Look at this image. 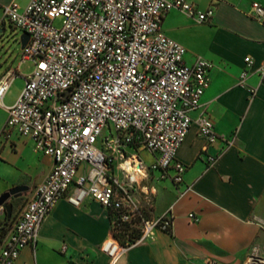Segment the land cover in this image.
Masks as SVG:
<instances>
[{
    "label": "built area",
    "instance_id": "2783aa9c",
    "mask_svg": "<svg viewBox=\"0 0 264 264\" xmlns=\"http://www.w3.org/2000/svg\"><path fill=\"white\" fill-rule=\"evenodd\" d=\"M170 9L194 23L212 14L211 6L199 9L187 0H27L22 7L14 1L0 7V20L27 34L19 63L0 75L1 127L30 139L52 162L0 236V264H12L35 243L42 220L62 197L72 205L89 197L107 210L111 236L100 248L110 264L156 231L170 230L169 209L149 216L154 190L145 180L155 171L158 179L181 184L185 166L175 152L191 122L204 148L218 138L205 112L189 116L208 85L211 63L200 56L183 61L184 47L161 28ZM246 14L264 25L263 4L251 1ZM56 17L59 28L52 25ZM25 60L33 66L21 75ZM243 61L239 84L251 64L248 56ZM256 71L264 86V60ZM18 77L22 86L6 106L2 97ZM139 149L152 155L151 162L143 163ZM214 159L208 155L207 163ZM248 262H264V244L253 248Z\"/></svg>",
    "mask_w": 264,
    "mask_h": 264
},
{
    "label": "crops",
    "instance_id": "0c3cea01",
    "mask_svg": "<svg viewBox=\"0 0 264 264\" xmlns=\"http://www.w3.org/2000/svg\"><path fill=\"white\" fill-rule=\"evenodd\" d=\"M10 1L19 7L27 2L0 0V7ZM187 1L199 9L211 6V16L194 23L170 9L161 17V28L184 47L185 63L195 56L210 61L208 85L189 116L194 120L205 112L218 138L204 148L205 138L197 132L196 124L190 123L175 152L176 160L185 166L181 184L158 179L155 171L145 180L154 190L149 216L169 209L170 230L156 231L152 239L128 247L112 264H207V260L249 264L253 248L260 250L264 244V86L256 71L264 60V25L246 14L251 1L264 5V0ZM3 25L2 19L0 32ZM245 56L251 64L244 84H239L237 76ZM19 79L20 90L23 81ZM10 132L0 142V148L4 145L0 160L11 166L20 161L21 167L29 160L35 187L49 171L51 159L31 152L30 139ZM12 143L14 151L10 150ZM148 155L147 163L153 158ZM208 155L215 157L211 164ZM5 173L2 168V180L7 178ZM27 178L21 173L18 183H27ZM186 186L188 189L179 194ZM188 213L196 219L192 221ZM110 236L105 208L89 197L78 205L62 197L42 220L35 243L23 247L12 264H110L100 248Z\"/></svg>",
    "mask_w": 264,
    "mask_h": 264
},
{
    "label": "rangeland",
    "instance_id": "374dc122",
    "mask_svg": "<svg viewBox=\"0 0 264 264\" xmlns=\"http://www.w3.org/2000/svg\"><path fill=\"white\" fill-rule=\"evenodd\" d=\"M3 24L4 25L2 31L0 32V74L7 66L9 65L16 66L19 63V55L17 53L20 49V45L17 41L20 31L18 29L11 28L6 18L3 19ZM52 25L56 28H59L61 26V17H56L52 21ZM32 66L33 65L31 61L25 60L19 64L18 71L20 74L26 75L31 71ZM20 85H21V81L19 78H16L10 82L8 89L6 90L2 98V103L4 105H10L14 101L15 97L18 94ZM4 118H5V114L2 108L0 107V142H2V140L3 141L6 140L8 138V135L11 134V132H8L1 127ZM107 133L108 131L104 130L102 135H106ZM3 146H1L0 148V153L1 150L3 149ZM10 150L14 151L13 143L10 146ZM31 152L37 153L36 151L33 150V148H31ZM136 153L139 156V158L143 161V163L147 164L149 160V155H148L149 153L144 149H139L137 150ZM0 159L2 158L0 157ZM24 162H25L24 166L21 167L19 165L20 161L17 162L16 166L15 165L11 166L10 164H7L4 161L0 160V168L1 169L5 168L6 171L5 175L7 177L5 180H2L0 178V193L12 186L19 185L20 183H18L19 182L18 177L19 175H21V173L28 176L26 181L27 183H22L28 186V190L26 192H23L19 197L16 198L9 197L7 200V203L11 206L10 214L12 216V219L18 213L26 197L29 196L31 189L35 185L34 180L32 181L31 176L29 175L30 167H31L30 161L25 160ZM82 167L83 166H81V168ZM10 178H14V179L9 181ZM3 218H4V209L0 207V222H2Z\"/></svg>",
    "mask_w": 264,
    "mask_h": 264
},
{
    "label": "water",
    "instance_id": "95a60500",
    "mask_svg": "<svg viewBox=\"0 0 264 264\" xmlns=\"http://www.w3.org/2000/svg\"><path fill=\"white\" fill-rule=\"evenodd\" d=\"M19 45L22 47L27 40V34L21 32L18 36ZM28 190V186L25 184H19L8 188L5 191L0 193V207L4 209L5 217L8 218L10 216L11 206L7 203L9 197H19L23 192Z\"/></svg>",
    "mask_w": 264,
    "mask_h": 264
},
{
    "label": "trees",
    "instance_id": "16d2710c",
    "mask_svg": "<svg viewBox=\"0 0 264 264\" xmlns=\"http://www.w3.org/2000/svg\"><path fill=\"white\" fill-rule=\"evenodd\" d=\"M11 219H12L11 214L8 218H6L5 214H4V218H3L2 222H0V234L1 235H3L5 233L6 227L10 223Z\"/></svg>",
    "mask_w": 264,
    "mask_h": 264
},
{
    "label": "bare ground",
    "instance_id": "6f19581e",
    "mask_svg": "<svg viewBox=\"0 0 264 264\" xmlns=\"http://www.w3.org/2000/svg\"><path fill=\"white\" fill-rule=\"evenodd\" d=\"M261 264H264V262H263V263H261Z\"/></svg>",
    "mask_w": 264,
    "mask_h": 264
}]
</instances>
